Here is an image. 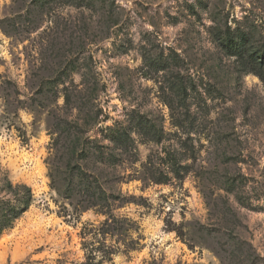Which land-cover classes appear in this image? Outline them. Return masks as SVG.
<instances>
[{"label":"rangeland","instance_id":"1","mask_svg":"<svg viewBox=\"0 0 264 264\" xmlns=\"http://www.w3.org/2000/svg\"><path fill=\"white\" fill-rule=\"evenodd\" d=\"M9 211L0 264H264V0H0Z\"/></svg>","mask_w":264,"mask_h":264},{"label":"trees","instance_id":"2","mask_svg":"<svg viewBox=\"0 0 264 264\" xmlns=\"http://www.w3.org/2000/svg\"><path fill=\"white\" fill-rule=\"evenodd\" d=\"M22 187H24V189H26L28 191V193L26 194V196H24L23 198L18 200L19 203H21L20 210L18 211V214H23L29 208L30 200H31V193H30L29 189L26 188L25 186H22ZM15 209L13 211H15ZM10 215H13V212L9 211L8 213L3 214L4 218H3L2 222L4 224L0 225V234H1V232L4 229L10 227L11 218H13V216H10ZM85 264H101V263L100 262L95 263V258L94 257H90V258L86 259V263Z\"/></svg>","mask_w":264,"mask_h":264}]
</instances>
